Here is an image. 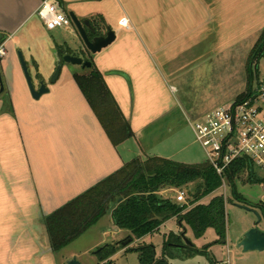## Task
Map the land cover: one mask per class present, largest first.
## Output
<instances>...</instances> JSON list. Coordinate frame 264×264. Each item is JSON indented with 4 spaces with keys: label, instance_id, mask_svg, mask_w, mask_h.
I'll return each instance as SVG.
<instances>
[{
    "label": "crops",
    "instance_id": "1",
    "mask_svg": "<svg viewBox=\"0 0 264 264\" xmlns=\"http://www.w3.org/2000/svg\"><path fill=\"white\" fill-rule=\"evenodd\" d=\"M41 1L0 0V264L78 259L76 251H64L105 215L117 243L123 233L128 237L110 209L54 251L45 219L133 158L204 162L190 122L243 95L244 54L264 26V0H54L100 34L106 27L115 32L112 43L93 54L73 25L44 26L36 14ZM59 46L92 65L64 63L48 84ZM16 50L34 84L43 78L48 85L38 99L29 94ZM93 69L130 129L117 143L74 77Z\"/></svg>",
    "mask_w": 264,
    "mask_h": 264
},
{
    "label": "trees",
    "instance_id": "2",
    "mask_svg": "<svg viewBox=\"0 0 264 264\" xmlns=\"http://www.w3.org/2000/svg\"><path fill=\"white\" fill-rule=\"evenodd\" d=\"M57 49L62 47L59 46ZM65 51H68V48ZM262 51H264V30L249 54L247 69L251 59ZM74 77L109 137L116 143L130 137V129L122 121L98 71L93 69L89 75L75 74ZM246 168L252 170L249 163L240 160L235 162L226 174L232 195L237 201L244 199L235 190L234 179ZM250 177H253L252 173ZM251 180L256 179L253 177ZM190 183H195L194 190L189 192L190 197L193 198L190 203H176L159 194L164 186L188 189L186 186ZM220 185V177L205 161L182 163L158 156L143 160L133 158L46 217L45 224L52 249L54 251L63 249L110 209L114 225L127 230L129 236H134L136 239L156 231L159 226L172 218L181 222L182 230L186 225L199 236L206 228L211 227L221 238L226 232L223 198L215 196L207 203L200 202V199L213 193ZM169 237L174 238L176 244L163 241L161 259L155 257L154 246L151 244L140 245L133 249L127 248V250H135L139 253L138 264H168L166 255H173L169 247L199 252L194 245L185 244L181 233L171 234ZM118 244L120 243L101 247L97 254L100 255L103 264H110L107 262L108 257L117 250ZM106 247H109V251L105 250Z\"/></svg>",
    "mask_w": 264,
    "mask_h": 264
},
{
    "label": "rangeland",
    "instance_id": "3",
    "mask_svg": "<svg viewBox=\"0 0 264 264\" xmlns=\"http://www.w3.org/2000/svg\"><path fill=\"white\" fill-rule=\"evenodd\" d=\"M262 24L263 23H260L261 28L258 32L259 37L264 30V26H261ZM56 31L57 30H54V32ZM253 47H255V44ZM252 48L244 54L246 55L244 56L245 58L249 57ZM248 66L249 68L245 70L247 81L246 84L244 82L242 90V93L244 94L249 90L256 89L259 85H264V51L259 52L257 57L251 59ZM81 70L82 68L78 69V72ZM196 120H192L190 125ZM194 148H196V155H198L202 161H205V154L196 140ZM253 174L256 177L255 181L251 180L253 177H250L251 173L249 169L246 168L235 177L234 183L235 190L244 201L250 203L252 206H256L261 204L263 198V186L261 182L264 177L256 166H253ZM224 181V183L221 181V186L217 190L200 199V202L207 203L211 197L215 196L223 198L227 220L225 235L220 238L214 228L208 227L198 236L193 233L190 227L184 225L185 238H187L191 244L199 250V252L188 249L178 250L177 248L169 247V251L173 252V255H166L165 259L168 264H264V250L244 252L237 246L242 235L254 226L257 218L253 212L241 209L235 205L238 201L235 200L232 195L229 185L230 183L227 178H224ZM194 186L195 183H190L186 186L188 192L186 193L185 201L180 203H190V201L193 200V198L190 197L189 192L192 189L194 190ZM178 189L180 188L164 186L159 194L164 198H169L176 202L175 197ZM257 211L259 212L258 209ZM106 220L108 219L105 215L101 221H99L97 226L78 238L64 252L70 250L76 251L78 255L77 260L84 264H103V261L100 260V255L94 254V251L105 245L113 246L120 238L118 233L112 231V226L110 225L109 220L108 223H106ZM180 230L182 229L178 220L172 218L159 226L156 231L142 236L139 241L135 240L136 238L134 236H131L130 243L126 245L125 249H121L122 242L127 240V234L123 233L120 239L121 242H118L120 244H118L117 250L110 254L107 262H110V264H138L139 253L135 250H127V248L133 249L140 245L148 244L154 246L155 257L161 259L163 255V241H168L170 244H176L175 239L169 236H171V234L179 235L181 233ZM124 231L128 233L127 230ZM97 243H101V246L95 248L94 246L97 245ZM107 249L109 251V247H106L105 250ZM201 250L203 251L201 252ZM57 260H59V257Z\"/></svg>",
    "mask_w": 264,
    "mask_h": 264
},
{
    "label": "built area",
    "instance_id": "4",
    "mask_svg": "<svg viewBox=\"0 0 264 264\" xmlns=\"http://www.w3.org/2000/svg\"><path fill=\"white\" fill-rule=\"evenodd\" d=\"M36 14L49 30L73 25L70 16L54 0H42ZM123 23L126 24V21ZM191 128L205 154V162L214 169L223 183L227 171L240 160L250 164V172L255 179L253 166L264 177V85L206 113L192 122ZM261 184V204L264 206V179ZM187 192L186 188L178 189L176 202H184Z\"/></svg>",
    "mask_w": 264,
    "mask_h": 264
},
{
    "label": "water",
    "instance_id": "5",
    "mask_svg": "<svg viewBox=\"0 0 264 264\" xmlns=\"http://www.w3.org/2000/svg\"><path fill=\"white\" fill-rule=\"evenodd\" d=\"M72 20L73 26L76 29L84 48H86L91 53H97L106 46H108L115 39V32L106 27V31L103 34H100L98 29L90 24L87 20H79L73 13L68 14ZM16 57L20 65L27 89L32 98L38 99L41 95L48 93L49 88L47 83L43 78L37 81V86L34 84L32 76L28 69V64L20 50H16ZM64 63H69L73 65H80L82 67H90L91 61L82 58L81 56L71 52L64 51L59 49L56 54V65L55 69L48 79V84H53L59 77L60 71ZM3 90L2 80L0 78V92ZM235 205L241 209L251 211L256 215L257 223L261 220L258 212L251 206L247 204L235 203ZM180 225V221H178ZM185 229L182 230L181 236L185 244L190 245L191 242L184 236ZM131 237H127V240L122 242L123 246H126L130 243ZM237 246L241 248L242 251H262L264 250V231L252 227L247 230L238 241ZM101 247L94 251V254H97L100 251ZM66 264H80V262L74 257L67 260Z\"/></svg>",
    "mask_w": 264,
    "mask_h": 264
},
{
    "label": "flooded vegetation",
    "instance_id": "6",
    "mask_svg": "<svg viewBox=\"0 0 264 264\" xmlns=\"http://www.w3.org/2000/svg\"><path fill=\"white\" fill-rule=\"evenodd\" d=\"M0 53H1V52H0ZM0 78H1V75H0ZM40 79H41V78H40ZM1 80H2V79H1ZM2 85H3V82H2ZM237 203L247 204V205L253 207L256 211H257V209L259 210V212H258V211H257V212H258V214L260 215L261 220H260L258 223H257V220H256V223L254 224L253 227H256V228H258V229L264 231V206H263L262 204H258V205H256V206H252L250 203H247V202H245V201H243V200L238 201ZM226 221H227V220H226Z\"/></svg>",
    "mask_w": 264,
    "mask_h": 264
}]
</instances>
